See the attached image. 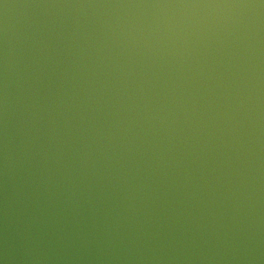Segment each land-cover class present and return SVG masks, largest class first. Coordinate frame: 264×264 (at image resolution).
<instances>
[{
	"label": "water",
	"instance_id": "95a60500",
	"mask_svg": "<svg viewBox=\"0 0 264 264\" xmlns=\"http://www.w3.org/2000/svg\"><path fill=\"white\" fill-rule=\"evenodd\" d=\"M0 264H264V0H0Z\"/></svg>",
	"mask_w": 264,
	"mask_h": 264
}]
</instances>
